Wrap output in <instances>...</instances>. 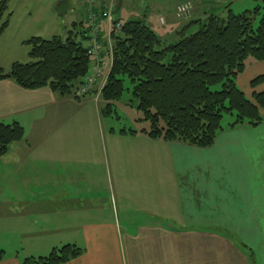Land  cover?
Instances as JSON below:
<instances>
[{
  "label": "crops",
  "instance_id": "0c3cea01",
  "mask_svg": "<svg viewBox=\"0 0 264 264\" xmlns=\"http://www.w3.org/2000/svg\"><path fill=\"white\" fill-rule=\"evenodd\" d=\"M106 2L81 0L84 29L100 8L122 6ZM187 22L145 21L171 42ZM97 26L104 52L108 23L99 19ZM102 52L100 86L110 66ZM255 71L264 75V62H251L236 79L247 98L264 90V83L250 87ZM86 99L0 80V122L19 123L25 132L0 157V251L13 252L0 264L47 257L65 245L82 254L63 264H264V111L258 125L225 126L205 149L110 129L109 141L117 135L139 148L114 146L107 154L93 133L101 107ZM86 125L89 147L80 130ZM101 156L115 172L111 186L101 184ZM26 248L30 256L21 257Z\"/></svg>",
  "mask_w": 264,
  "mask_h": 264
},
{
  "label": "trees",
  "instance_id": "16d2710c",
  "mask_svg": "<svg viewBox=\"0 0 264 264\" xmlns=\"http://www.w3.org/2000/svg\"><path fill=\"white\" fill-rule=\"evenodd\" d=\"M260 1L261 5L243 13L228 9L224 18L205 11L202 18L190 19L171 43L164 42L143 19L123 21L110 36V67L99 90L101 115L110 116L115 103L129 90V102L142 114L139 121L149 124L140 133L201 149L211 147L224 130V115L234 117L228 129L261 123L264 90L247 98L236 84L248 64L264 62V0ZM8 2L0 0V35L11 16ZM82 24L74 23L65 39L32 37L25 41L33 61L13 63L7 73L0 70V80L24 90L48 88L58 96H72L91 66L89 29ZM193 27L196 30L189 33ZM125 81L130 89L125 88ZM263 83L264 75H260L250 81V87ZM24 134L19 123L0 122V157L23 140ZM81 254L76 246L65 245L47 257L25 258L22 264H63ZM3 258L0 251V261Z\"/></svg>",
  "mask_w": 264,
  "mask_h": 264
},
{
  "label": "rangeland",
  "instance_id": "374dc122",
  "mask_svg": "<svg viewBox=\"0 0 264 264\" xmlns=\"http://www.w3.org/2000/svg\"><path fill=\"white\" fill-rule=\"evenodd\" d=\"M59 1L60 0H10L9 10L13 12V16L9 22V27L0 35V70L7 73L13 63L17 62L24 64L33 61L29 56L30 47L25 44V41L32 37H40L44 40H51L53 37L65 39L68 36L69 31L73 29V23H80L84 16L81 0H69V9L64 17H58L54 12V7ZM105 1H107L106 4L111 1V4L114 5L117 0ZM178 1L179 0H169L161 5L160 3L155 4L153 0H122L121 7H110L109 9L111 12L110 15L114 20L119 19L122 21L120 18L137 20L143 19L145 16V18H147V20L145 19L146 22L150 19H154L157 22L159 17L176 22V9L180 3L176 5L174 12L173 7ZM184 2L190 3L192 7L193 4L197 6L198 13L196 16L194 15L197 18H202L203 12L205 11L224 18L227 15L228 9L232 10L235 14H239L261 5L260 0H188L181 3ZM73 7L75 10H71ZM152 29L160 37V32L155 28ZM195 30L196 28L193 27L190 29L189 33ZM77 31L78 29L76 32ZM104 34L105 37H108L109 29H106ZM164 42L170 43L171 41ZM106 43L109 46L110 40ZM102 53L108 57V48L106 47V51ZM108 63L106 65L107 68ZM251 67L252 66H250L249 69ZM258 74H260V72L255 71L251 73L250 76L251 78L254 76V79ZM102 78L103 76L101 79ZM103 81H105V79ZM124 85L126 89H130L128 81H125ZM99 86L100 85L98 84L94 85L90 91V94H94H89L90 96L85 97L87 98L86 100L91 102V105L95 109L102 107V100L98 90L102 88L103 84L100 87ZM131 99L130 91L125 90L121 100L115 103V107L113 108L114 112L110 116H102L99 126L96 122V127H93L95 147L98 146L102 150H107V154H109L108 149L114 146L117 149H129L135 148L136 145L138 146L135 140V142H130L128 139L120 140L121 138L117 135L115 136L118 137L115 140V144L114 141H109L108 137L110 129L117 131L118 134L120 130L137 131L149 128L147 122L139 121V119L142 118V114L138 111L136 104H131L129 102ZM233 120V116L224 115L222 126H227ZM80 130L86 134V140L83 141V146L87 147L89 144V136L87 135L89 132V126L86 125V129ZM101 154L105 155V152L102 151ZM103 157L101 156L102 161L99 167V174L101 175L100 181L103 185L110 184L111 186L115 180V172L107 163H105ZM27 249L28 248L25 250ZM29 252H31V250L21 253V257H25L27 254L30 256ZM4 254L8 257L9 255H12L13 252L10 251Z\"/></svg>",
  "mask_w": 264,
  "mask_h": 264
},
{
  "label": "built area",
  "instance_id": "2783aa9c",
  "mask_svg": "<svg viewBox=\"0 0 264 264\" xmlns=\"http://www.w3.org/2000/svg\"><path fill=\"white\" fill-rule=\"evenodd\" d=\"M86 2L90 6H95L97 0H86ZM192 8H193L192 5L188 2L180 3L176 9V14H175L176 19L182 21L189 20L191 18V12L193 10ZM110 14L111 12L109 9L100 13L99 16V19L106 21L109 27L108 28L109 34L108 37L106 38L107 42H109L110 40L109 46L107 45L109 65L111 62V48H112L111 38H110L111 33L113 31H118L122 26V23L120 22L114 23L113 18ZM99 19L97 18V15L95 13L94 14L92 13V15H90L88 18L87 23H88L90 40L87 46L88 47L87 54L91 58V66L88 71V74L83 79V82L74 90L72 94L75 99H82L87 95H89L91 89L93 88L94 85L97 84L98 80L102 77L103 74L102 65L104 62H103V58L101 57L103 46L100 42L99 28L97 26V21Z\"/></svg>",
  "mask_w": 264,
  "mask_h": 264
},
{
  "label": "water",
  "instance_id": "95a60500",
  "mask_svg": "<svg viewBox=\"0 0 264 264\" xmlns=\"http://www.w3.org/2000/svg\"><path fill=\"white\" fill-rule=\"evenodd\" d=\"M69 9V0H60L54 7V12L58 17H64Z\"/></svg>",
  "mask_w": 264,
  "mask_h": 264
},
{
  "label": "bare ground",
  "instance_id": "6f19581e",
  "mask_svg": "<svg viewBox=\"0 0 264 264\" xmlns=\"http://www.w3.org/2000/svg\"><path fill=\"white\" fill-rule=\"evenodd\" d=\"M78 42V41H77Z\"/></svg>",
  "mask_w": 264,
  "mask_h": 264
}]
</instances>
